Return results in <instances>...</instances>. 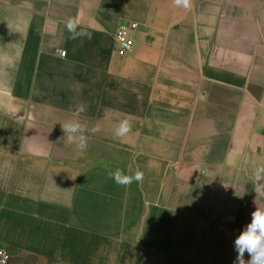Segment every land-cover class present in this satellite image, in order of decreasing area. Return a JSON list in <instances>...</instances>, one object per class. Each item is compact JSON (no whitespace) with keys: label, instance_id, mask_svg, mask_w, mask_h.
Listing matches in <instances>:
<instances>
[{"label":"crops","instance_id":"crops-1","mask_svg":"<svg viewBox=\"0 0 264 264\" xmlns=\"http://www.w3.org/2000/svg\"><path fill=\"white\" fill-rule=\"evenodd\" d=\"M69 18L91 39H69ZM79 104L81 123L101 127L83 152L61 125ZM123 119L132 131L116 139ZM261 165L264 0H0L9 264H234L235 239L264 209ZM105 166L144 179L120 186Z\"/></svg>","mask_w":264,"mask_h":264},{"label":"clouds","instance_id":"clouds-1","mask_svg":"<svg viewBox=\"0 0 264 264\" xmlns=\"http://www.w3.org/2000/svg\"><path fill=\"white\" fill-rule=\"evenodd\" d=\"M176 7H181L185 10H190L193 7V0H173ZM79 21L76 18H69L65 22V27L68 31L69 39L76 40L81 38L91 39V33L83 29L77 30ZM85 112V105L79 104L75 107L73 116L77 117L62 125V131L66 136L69 145H75L78 151H85L88 146L86 132L93 134L99 133L101 127L99 124L88 128L81 123L78 117ZM132 131V124L128 119H123L114 129V138L123 139ZM108 176L114 180L117 185L130 186L134 181L142 182L144 173L137 170L134 174H126L121 168L112 170L107 168ZM257 194H264V165L258 166L254 169L251 177ZM234 247L237 252L234 264H264V209L256 208L252 213V219L244 230L234 241ZM248 253L250 259L245 261V253Z\"/></svg>","mask_w":264,"mask_h":264},{"label":"built area","instance_id":"built-area-1","mask_svg":"<svg viewBox=\"0 0 264 264\" xmlns=\"http://www.w3.org/2000/svg\"><path fill=\"white\" fill-rule=\"evenodd\" d=\"M138 28L137 24L121 25L117 32V42L119 45V55L127 56L131 54L135 48V40L131 36V32ZM62 56H66V52L62 53ZM10 256L4 252L0 251V264H9Z\"/></svg>","mask_w":264,"mask_h":264}]
</instances>
